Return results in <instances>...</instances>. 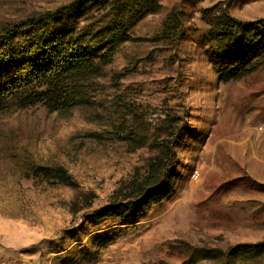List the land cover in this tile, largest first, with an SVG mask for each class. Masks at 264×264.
Returning <instances> with one entry per match:
<instances>
[{"label": "rangeland", "instance_id": "374dc122", "mask_svg": "<svg viewBox=\"0 0 264 264\" xmlns=\"http://www.w3.org/2000/svg\"><path fill=\"white\" fill-rule=\"evenodd\" d=\"M74 1L0 0V26ZM212 4L160 0L157 13L130 21L131 39L92 84L93 106L63 114L40 105L0 111V264H180L183 245L226 249L264 241V66L219 81L199 15ZM99 7L87 11L92 23L110 12ZM174 9L186 29L176 47L158 38ZM230 12L264 18V0H235ZM116 74L125 76L114 83ZM116 97L151 110H185L188 127L176 148L172 193L127 220H96L93 211L143 175L152 154L108 138ZM52 163L65 166L74 187L34 174ZM237 264H264V257Z\"/></svg>", "mask_w": 264, "mask_h": 264}, {"label": "trees", "instance_id": "16d2710c", "mask_svg": "<svg viewBox=\"0 0 264 264\" xmlns=\"http://www.w3.org/2000/svg\"><path fill=\"white\" fill-rule=\"evenodd\" d=\"M193 1L213 3L202 8L199 15L207 26L203 36L206 58L220 82L238 80L264 66V18L242 20L233 16L230 9L235 0ZM94 5L110 11L96 23L86 15ZM160 9V0H76L0 26V111L40 105L63 114L75 107L93 106L92 84L104 75L116 48L131 39L128 23ZM81 18L83 25L79 26ZM185 32L182 12L174 9L167 14L158 38L176 47ZM124 76L116 74L112 81L116 83ZM112 105L116 122L107 131L108 138L125 143L130 150L147 148L152 154L143 175L136 173L108 204L93 211L96 220H127L172 193L178 176L176 148L188 127L185 110H151L119 97ZM92 138L103 137L93 134ZM34 174L48 182L75 186L61 163L39 165ZM180 250V264H237L264 257V241L226 249L183 245Z\"/></svg>", "mask_w": 264, "mask_h": 264}, {"label": "built area", "instance_id": "2783aa9c", "mask_svg": "<svg viewBox=\"0 0 264 264\" xmlns=\"http://www.w3.org/2000/svg\"><path fill=\"white\" fill-rule=\"evenodd\" d=\"M197 177H198V174H197V172L195 171V172L192 174V178H193V179H197Z\"/></svg>", "mask_w": 264, "mask_h": 264}]
</instances>
